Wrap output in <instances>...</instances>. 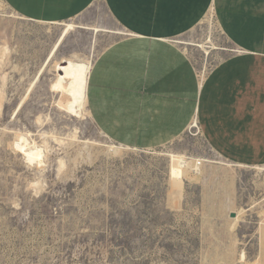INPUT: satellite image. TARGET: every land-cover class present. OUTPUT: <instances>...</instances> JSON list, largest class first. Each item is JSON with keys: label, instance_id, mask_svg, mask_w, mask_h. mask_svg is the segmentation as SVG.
Returning <instances> with one entry per match:
<instances>
[{"label": "rangeland", "instance_id": "rangeland-1", "mask_svg": "<svg viewBox=\"0 0 264 264\" xmlns=\"http://www.w3.org/2000/svg\"><path fill=\"white\" fill-rule=\"evenodd\" d=\"M65 24L76 28L56 47ZM117 32L101 2L51 24L0 0V264H264V168L223 159L195 122L173 141L131 149L58 106L55 63L74 54L94 63ZM207 33L205 19L177 40ZM214 40L209 55L179 45L199 82L234 54L222 31ZM20 134L43 149L39 164L18 151Z\"/></svg>", "mask_w": 264, "mask_h": 264}, {"label": "crops", "instance_id": "crops-1", "mask_svg": "<svg viewBox=\"0 0 264 264\" xmlns=\"http://www.w3.org/2000/svg\"><path fill=\"white\" fill-rule=\"evenodd\" d=\"M3 1L24 18L48 23L106 5L120 38L93 63L87 97L91 119L112 140L155 147L195 122L223 159L264 165V0ZM211 9L234 54L204 79L199 74V82L175 40Z\"/></svg>", "mask_w": 264, "mask_h": 264}, {"label": "bare ground", "instance_id": "bare-ground-1", "mask_svg": "<svg viewBox=\"0 0 264 264\" xmlns=\"http://www.w3.org/2000/svg\"><path fill=\"white\" fill-rule=\"evenodd\" d=\"M24 19L32 21L27 18ZM33 22H37V21H33ZM207 23H208V33L205 39L198 42L194 41L192 43H186L180 40H175V42L180 45L197 47L199 49H202L208 55L213 53L214 51L219 50V46L214 40V34L216 32H220L218 27L219 25L216 21L214 9L213 10L211 9L209 11ZM75 28H76L75 25L67 24L66 29L64 30L61 38L56 44V47L57 45H60L61 42L63 41V38L71 30ZM95 30L96 32L100 31L98 28H95ZM7 53H8V48L4 47L0 54V71L3 67L2 65L3 60L7 56ZM93 60H94L93 55H90L88 57H82L79 54H74L70 57H64L61 59V61H57L55 63V69L58 75L53 82L52 89L55 93L61 95V100L58 106L67 110L72 114L77 115L81 119H86L90 117V112L88 109L87 90H88L89 76L93 67ZM205 74H206L205 72H202L201 74L202 79L205 78L206 76ZM2 79L4 81L5 77L2 76ZM2 101H3V90L0 88V115L2 113V107H3ZM192 128L198 129L196 125H194ZM17 148L18 151L22 150L25 159L31 165L34 164L37 165L43 160V156H44L43 149H41L39 146L32 145L26 135L20 134L17 136ZM178 157L180 162H183L185 160V156H178ZM196 162H197V167L195 168L194 172L196 178L199 179V177L201 176V166H200L201 160L198 159ZM237 166L249 167L238 164ZM252 168L259 169V168H264V166H253Z\"/></svg>", "mask_w": 264, "mask_h": 264}, {"label": "water", "instance_id": "water-1", "mask_svg": "<svg viewBox=\"0 0 264 264\" xmlns=\"http://www.w3.org/2000/svg\"><path fill=\"white\" fill-rule=\"evenodd\" d=\"M232 216H234V214Z\"/></svg>", "mask_w": 264, "mask_h": 264}]
</instances>
